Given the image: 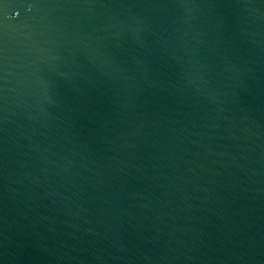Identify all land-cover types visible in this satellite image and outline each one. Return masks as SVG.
I'll return each mask as SVG.
<instances>
[{
    "label": "water",
    "instance_id": "95a60500",
    "mask_svg": "<svg viewBox=\"0 0 264 264\" xmlns=\"http://www.w3.org/2000/svg\"><path fill=\"white\" fill-rule=\"evenodd\" d=\"M0 264H264V0H0Z\"/></svg>",
    "mask_w": 264,
    "mask_h": 264
}]
</instances>
